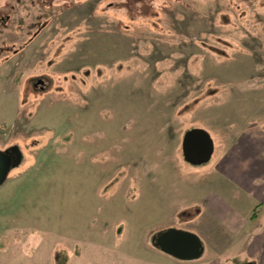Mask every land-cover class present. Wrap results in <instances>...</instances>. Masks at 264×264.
<instances>
[{
    "label": "rangeland",
    "instance_id": "1",
    "mask_svg": "<svg viewBox=\"0 0 264 264\" xmlns=\"http://www.w3.org/2000/svg\"><path fill=\"white\" fill-rule=\"evenodd\" d=\"M11 149L0 264H170L168 228L203 264H263L264 0H0ZM227 207L235 230L209 217Z\"/></svg>",
    "mask_w": 264,
    "mask_h": 264
},
{
    "label": "water",
    "instance_id": "2",
    "mask_svg": "<svg viewBox=\"0 0 264 264\" xmlns=\"http://www.w3.org/2000/svg\"><path fill=\"white\" fill-rule=\"evenodd\" d=\"M41 84V80H38L35 85ZM181 148L186 161L199 163L211 155L213 141L204 129L192 128L184 133ZM15 150L0 151V185L10 168L16 166L20 160L19 152ZM152 240L154 247L179 260L197 259L202 253L200 238L187 230L168 228L158 233Z\"/></svg>",
    "mask_w": 264,
    "mask_h": 264
},
{
    "label": "crops",
    "instance_id": "3",
    "mask_svg": "<svg viewBox=\"0 0 264 264\" xmlns=\"http://www.w3.org/2000/svg\"><path fill=\"white\" fill-rule=\"evenodd\" d=\"M221 202L217 203V206L224 208L225 206L222 205L223 202L222 203ZM210 216L212 219L216 220L219 225L221 224L222 226H229L233 230L237 229V227H238L239 219L236 216V214L234 212H232V210L229 208H228L227 212H222V211H218L217 209H212L209 217ZM250 219H253V218H251V215H250ZM169 263L170 264H203L200 261V259H198V258L193 259V260H179V259L175 258L174 261H169ZM207 264H216V261L213 260Z\"/></svg>",
    "mask_w": 264,
    "mask_h": 264
},
{
    "label": "trees",
    "instance_id": "4",
    "mask_svg": "<svg viewBox=\"0 0 264 264\" xmlns=\"http://www.w3.org/2000/svg\"><path fill=\"white\" fill-rule=\"evenodd\" d=\"M15 152H17V150H15ZM254 215H255V214L253 213L252 216H251V218H254V217H255Z\"/></svg>",
    "mask_w": 264,
    "mask_h": 264
},
{
    "label": "flooded vegetation",
    "instance_id": "5",
    "mask_svg": "<svg viewBox=\"0 0 264 264\" xmlns=\"http://www.w3.org/2000/svg\"><path fill=\"white\" fill-rule=\"evenodd\" d=\"M37 81H38V80H37ZM36 83H37V82H36ZM36 83H35V84H36ZM41 85H42V84H41ZM37 86H40V85H37Z\"/></svg>",
    "mask_w": 264,
    "mask_h": 264
}]
</instances>
